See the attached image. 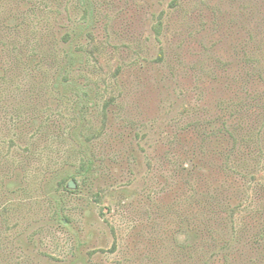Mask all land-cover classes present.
Instances as JSON below:
<instances>
[{
    "label": "rangeland",
    "instance_id": "1",
    "mask_svg": "<svg viewBox=\"0 0 264 264\" xmlns=\"http://www.w3.org/2000/svg\"><path fill=\"white\" fill-rule=\"evenodd\" d=\"M0 264H264V0H0Z\"/></svg>",
    "mask_w": 264,
    "mask_h": 264
},
{
    "label": "trees",
    "instance_id": "2",
    "mask_svg": "<svg viewBox=\"0 0 264 264\" xmlns=\"http://www.w3.org/2000/svg\"><path fill=\"white\" fill-rule=\"evenodd\" d=\"M83 162H84V161H83ZM90 165H91V162L89 161V162L86 164L85 168H84V169H85V171H87V172H88V171L90 170V167H91ZM64 182H65V178H63V180H62V181H60V182H59V184H60V185H63V184H64ZM68 191H69V190H68Z\"/></svg>",
    "mask_w": 264,
    "mask_h": 264
},
{
    "label": "water",
    "instance_id": "3",
    "mask_svg": "<svg viewBox=\"0 0 264 264\" xmlns=\"http://www.w3.org/2000/svg\"><path fill=\"white\" fill-rule=\"evenodd\" d=\"M68 187H69V188H74V187H75V183H74L73 180H69V181H68Z\"/></svg>",
    "mask_w": 264,
    "mask_h": 264
}]
</instances>
